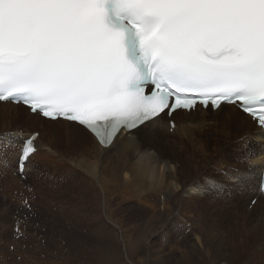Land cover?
<instances>
[{"label":"snow or ice","instance_id":"snow-or-ice-1","mask_svg":"<svg viewBox=\"0 0 264 264\" xmlns=\"http://www.w3.org/2000/svg\"><path fill=\"white\" fill-rule=\"evenodd\" d=\"M7 101L82 126L104 148L198 105L238 104L264 129V0H0ZM39 135L2 134L5 147L20 141L21 176ZM252 167L264 177V163Z\"/></svg>","mask_w":264,"mask_h":264},{"label":"bare ground","instance_id":"bare-ground-1","mask_svg":"<svg viewBox=\"0 0 264 264\" xmlns=\"http://www.w3.org/2000/svg\"><path fill=\"white\" fill-rule=\"evenodd\" d=\"M174 118L177 121V127L173 132H171L166 127L168 123L167 116L162 115V118L158 121V126H153L151 124L146 126H141L131 134L119 135L117 139L114 141L113 146L109 148H104L100 146L97 143V140L82 126H79L75 123H69L64 120L52 121V120L44 119L37 114H30L27 108H25L22 105H15L8 102H0V122L3 121L4 124L12 123L13 121L22 119L21 121L18 122L19 125L21 123H26L27 127H33L35 124L37 125V123L41 122L42 130L38 138L40 150L42 151L46 150L45 157L47 159L48 158L54 159V161L51 162L52 164L58 163V164H54L55 168H57L56 172H58V174L62 176L65 174L66 177L70 179L69 183H65L68 184L69 188L72 187L71 189H73L74 186L78 191H80L79 193L87 194V192H89L92 194L90 195L91 198L87 199L85 202L90 201V203L92 204V208L90 207L89 208L92 210L91 213H93L94 218H98V216H102V215H100L101 196L99 195V193H96L97 190L95 191L94 186L93 187L91 186V180L93 178L96 179L97 181L116 180L115 183L116 186H122V185L125 186L126 183H130L135 180H138L140 184L139 187H141L138 188L141 192L145 193L147 189L150 191V193H148L146 197L144 196L146 201L149 198L152 199V197L158 198L156 202L154 201L155 203L153 204L150 203L151 204L150 207L152 206V208H147L146 206L144 207V212H146V210L148 209L150 211L148 217L142 222L144 229H142L143 227L141 228V230L139 228L140 233L138 237L139 239L140 238L141 239L140 240L136 239L135 241V238L137 237L126 236L128 237V241L126 240L124 241L125 243L128 242L126 244V252L124 251L125 254H127L126 262L121 261V259H123L122 256L124 257L123 254L124 252L122 253L119 247H117L115 259L119 264H132L131 262L133 261L131 260V262H129L130 259L134 255L139 253L141 254L143 253V256L145 257V261L146 260L148 261L146 263H143L144 259L142 256L141 263L148 264L150 259H152L153 256L156 255L155 254L156 252L154 250L149 249L151 247V245L149 244V241L151 240L150 237L160 232L159 231L160 228L164 224L168 223L169 220H170L169 224L171 225H179V226L185 225L187 222L191 221V219L185 218V216H181L177 214L179 211L182 210L188 211V210L196 209L195 206H193V204H197L200 201H202V203L198 207V210H200L203 204L206 203L211 204L214 197H217L219 195L221 199L214 200V202L217 204L226 202L227 198L224 197L225 194H230L234 196L238 195L239 197H241L242 194L245 193V191L249 193H257L255 196H257L259 200L251 210L256 209L260 214L259 215L257 214L255 216L256 220H254V222L252 220L253 216L251 213L250 216L245 215V220L246 221L252 220V222L250 227L248 228L246 226L247 223H244L245 226L242 225V230H240L241 231L240 233H242L243 235L246 234V236L250 238L252 237V235H254L255 237L257 235H260V233H263L264 236V198L261 196L259 191L260 172L257 171L254 167H252V165L254 164L258 165L260 163H263L264 161V151H261L262 149L261 137L262 135H264V132L258 126H256V124L251 120L249 116L242 114L239 110L235 109V107L231 105H225L219 111L200 110V109L190 113L184 111H178L174 115ZM0 131H3L2 133H0V146H3L7 143L2 139V134L5 132L15 131L19 135L28 136L37 130H34L32 132L27 131L28 133H25V131H22L18 126L15 128H11V127L7 128L6 126L4 129H0ZM12 146H15L17 149L14 160L16 161L17 170H18V152L20 147V141H15L13 145H10V147ZM40 150L33 157L32 160L37 158V155H39V153L41 154L42 151ZM0 161L1 163L4 162L2 160ZM89 163H94L97 166V173L95 175L90 174L89 171L82 166L84 164H89ZM62 167L65 169L66 167H68L69 172H66L65 169H62ZM70 177L76 180V183L73 182V180ZM13 178L15 180H19V176L18 177L13 176ZM59 179L61 180V178ZM63 179L64 177H62V180ZM122 182H124L125 184ZM61 186L63 187V184H61ZM43 187L39 189V194H40L39 201L44 203L47 202V196H45V194L42 191ZM59 187H57L55 191L54 190L52 191L51 188L50 190L51 192L57 194L59 193L57 191ZM112 187L115 188V186ZM80 188L81 190H79ZM206 189L210 190L213 196L209 197L202 194L203 190ZM112 190H113L112 188H108L107 191L110 192ZM71 192L73 193L75 192V190H71L70 192L68 191L69 198L71 196L73 197V195H71ZM129 192H131V190ZM51 196L49 195L52 201L53 197L51 198ZM255 196H253V198H255ZM162 198L165 199L164 201L165 204H162V202L159 203V200L160 199L162 200ZM253 198H251V200ZM251 200L248 202L246 206L247 209L249 208L248 205L250 204ZM58 202H60V200ZM187 203L189 204L188 207H187ZM62 204H63V210L61 212L63 213L64 211H67L66 209H68L69 213H67L68 216L66 219L60 220L61 222L59 221L65 227L64 230H60V234L66 233L68 235V238L70 239V235H69L70 227L68 228V226H70V224L73 225V223H77V224L81 223V220L78 219L79 216L78 212H80L81 210L85 211L86 209L84 207H79V201L76 200L73 201V204L71 201L70 203L71 205L65 206L67 204L66 202L64 203L62 202ZM160 205H162L163 207L162 206L160 207ZM114 206L115 203H110L109 206H106L108 208L106 210V212L108 213L107 218L110 222L114 223L116 227L119 228L120 225H122L120 221L122 222L123 220L117 221L115 219L114 211H115V207L118 205H116L115 207ZM133 207L134 206H131L132 209ZM158 207H160L159 210H157ZM251 210H249L248 212H250ZM20 211L22 215L26 213L25 210H20ZM230 212L235 213V210L232 208L230 209ZM26 218L31 222V224L33 223L36 224V219L37 221L39 219L38 217H35L33 214L28 215V217ZM146 228H149L147 233L145 232ZM214 232L212 236L210 231L206 232L204 230L202 231L203 236H197L198 240L203 241L201 243L200 242L198 243L200 245L203 244V246H205V248L207 249L205 256L208 259L209 264H236L233 261V256L231 257L227 252L228 248L225 247V245L228 243H226L227 241L223 240V237L226 235L224 234L219 235V233L217 235L216 232L215 233ZM54 233L55 232H53V234ZM108 235L111 234L108 233ZM105 237L103 240H105ZM86 239L87 238L84 236V234L82 236L79 235V237H77V239L75 240L71 239L72 245L68 246L67 252L64 250V246L63 245L61 246L65 253L64 264H87L86 261L88 260H86V258L88 259V255L86 252L87 249ZM107 239L109 238L107 237ZM142 239H144L145 243H143V245L141 246L140 244H142L143 241ZM120 240H122V238ZM110 241L111 240H109V242ZM35 242H33L34 245ZM43 242H45V240ZM144 244H146V246H144ZM108 245H106V247ZM236 245L237 244H235V247ZM112 246L113 245H111V247ZM40 250L41 248H39L38 245H35V247L33 248V252L36 254H39ZM94 250L97 251L98 249H94ZM42 251L45 254V256H47L43 248ZM106 254L108 255V253ZM117 254L120 256L116 258ZM92 255H90V257ZM94 256L95 259H98L97 255L94 254ZM55 257L56 256H54V258ZM149 257L151 258L149 259ZM257 258L259 260L260 256L247 257L245 259V263H238V264H256L254 263V260ZM111 259L113 258H110L109 256L106 258V260L105 259L104 260L107 261V264H111ZM55 260L57 261V258ZM102 262H100V264ZM163 262L164 260L158 263L163 264ZM94 263H97V261ZM45 264L47 263L45 262ZM56 264H60V263L57 261Z\"/></svg>","mask_w":264,"mask_h":264},{"label":"rangeland","instance_id":"rangeland-1","mask_svg":"<svg viewBox=\"0 0 264 264\" xmlns=\"http://www.w3.org/2000/svg\"><path fill=\"white\" fill-rule=\"evenodd\" d=\"M21 120L22 119H18L17 121H13L12 123H8V124H4L2 121V122H0L1 123L0 127H2L0 129H4L6 126H7V128L8 127L9 128L10 127L15 128L18 126L22 131H25V133L32 132L34 130L41 132V130H42L41 122L37 123V125L35 124L33 127H27L26 123H21L20 125L18 124V122ZM2 132L3 131H0V133H2ZM11 132H15V131H11ZM40 151H42V150H40ZM16 152H17V149L15 146H12V147H10V146L5 147L4 145L0 146V160L4 161L3 163H1V161H0V252H1L0 253V264H45V262L47 264H49V263L50 264H56L57 261L60 264H64V262H65L64 250L67 252L68 246L72 245L71 241L77 239V237H79V235L82 236L83 234L87 238L86 239V248H87L86 252L88 255V259L86 258V260L89 261V262L86 261L87 264H89V263L90 264H92V263L93 264H100V262H102V259H103V262L101 264H103V263L107 264V261H105V260L109 256H110V258L114 259V260L111 259V264H113V263L119 264V263H117V261L115 259L116 249H117V247H119V249L122 253L124 251L126 252V244L128 243V242L127 243L124 242L125 240L128 241V237H126V236L137 237V238H135V241H136V239L137 240L141 239V238L139 239L138 236H139L141 228L143 227L142 222H143V220H145L148 217L149 211H150L148 209V210H146V212H144V207L146 206L147 208H152V206L150 207V205H151L150 203H152V204L155 203L158 198L152 197V199L149 198L146 201L145 197L148 193H150V191L147 189L145 193L141 192L139 190V188H141V187H139L140 184H139L138 180H135V181L130 182V183H126L127 185L124 182H122L125 184V186H123V185L122 186H116L115 185L116 180L97 181L96 179L93 178L91 180V186L92 187L94 186L95 191L97 190L96 193H99V195L101 196V200H100L101 212H100V215H102V216H98V218H94L93 213H91L92 210L90 209V208H92V204L90 203V201L85 202L87 199L91 198L90 195H92V194L89 192H87V194L79 193L80 191H78L73 185H72L73 189H71L72 187L69 188L68 184H65V183H69L70 179H68L65 174L62 176V175H59L58 172H56L57 168H55L54 164H58V163L52 164L51 162H53L54 159L53 158L47 159L45 157L46 150H43L41 152V154L39 153V155H37V158L32 160V164L28 168L29 171L26 173L25 179L19 173L17 174V165H16V161L14 160ZM9 153H10V155H9ZM47 161H49V162H47ZM60 163H59V165H60ZM188 163H187V165H188ZM52 166H54V167H52ZM62 169H65V168L62 167ZM52 170H54V171H52ZM60 170H61V168H60ZM65 171L69 172V168L66 167ZM13 176L14 177L19 176V180H15L13 178ZM62 177H64L63 180H62ZM59 178H61V180ZM70 178L73 180V182L76 183V180H74L72 177H70ZM20 180H22V181H20ZM29 183H31V185ZM61 184H63V187L61 186ZM65 185L67 188L65 187ZM128 185H129V187H128ZM41 186L42 187L44 186L42 191L45 194V196H47V202H44V203L39 201V198H40L39 189L42 188ZM47 186H49V187H47ZM59 186H61V187H59ZM112 186H115L116 189ZM57 187H59V189H57V191L59 193L55 194V193L51 192L50 188L52 189V191L53 190L55 191V189ZM108 188H112L114 191L112 190L109 192V191H107ZM71 190H75V192H73V193L71 192V195H73V197L71 196L69 198L68 191L70 192ZM79 190H81V188ZM130 190H131V192H129ZM134 191H135V193H134ZM137 191H139V192H137ZM105 192H106V194H105ZM26 193H27V195H26ZM137 193H139V194H137ZM245 193H243L241 197H239L238 195L234 196V195H230V194H225L224 197L227 198V200L225 199L226 202L217 204L214 202V200L221 199V197L219 195L217 197H214L211 204H207V203L203 204V206L200 210H198V207L202 203V201H200L197 204H193V206H195L196 209H192V210H188V211H185V210L179 211L177 214H179L181 216H185V218H190L191 221L187 222L185 225L179 226V225L169 224V222H170V220H169L168 223L164 224L160 228V230H159L160 232L156 233L157 235L154 234L152 237H150L151 240L149 241V244L151 245V247L149 249L154 250L156 252L155 254L158 256L155 255V256H153L152 259H150L152 256L149 257L150 261L148 264H153V263L157 264L158 262H160L162 260H164L163 264H209L208 259L205 256L207 249L205 248V246H203V244L200 245L198 243V242L201 243L203 241L198 240V237H197V236H203L202 231H204V230L206 232L210 231L212 236H213L214 231L216 232L217 235H218V233H219V235H221V234L226 235V236L222 235L225 237V238L223 237V240L227 241L226 243L229 244V246H228V244H226L225 247L228 248L227 252L229 253V255L231 257L233 256V261L236 264L245 263V259L247 257H256V256H258V257L260 256V258H259V260H258V258L255 259L256 261L254 260V263L264 264V251H263L264 250V236H263V233H260V235H257L255 237H254V235H252L251 238L247 237L246 234L243 235L242 233H240L241 232L240 230H242V225L245 226L244 223H247L246 224L247 228L250 227L252 220H253V222H254V220H256L255 216L257 214L258 215L260 214V213H258V211L256 209L251 210L252 208H250L249 205H248V207H249L248 209L246 207L248 202L251 200V198H253V196H255L257 193H249L247 191H245ZM202 194L209 196V197L213 196L211 194L210 190H207V189L203 190ZM49 195L50 196L52 195L51 196V198L53 197L52 201H51ZM66 197H67V199H66ZM255 197H257V196H255ZM127 199H129V200H127ZM57 200L58 201L60 200V202H58ZM74 200L79 201V207H84L86 210L85 211L81 210L82 213H81V211L78 212V214H79L78 219L81 220V223H78V224L73 223V225L70 224V226H68V228L70 227L69 228L70 239H69L68 235L66 233L60 234V230L65 229L63 224L60 223L61 222L60 220L66 219L68 216L67 213H69L68 209H66L67 211H64L63 213L61 212L63 210L62 202L63 203L66 202L67 204L65 206H67V205H71L70 204L71 201L73 204ZM162 200L160 199L159 203L162 202V204H165L164 203L165 199L162 198ZM25 201H28L30 208L25 205V203H24ZM50 202H51V204H50ZM105 203H106V205H105ZM110 203H115V206L116 205L119 206V208H118V206H116V207L114 206L115 207V211H114L115 215L114 214L113 215L117 221L123 220L122 222L120 221V223H122V225H120V227H122V228L116 227V225L114 223L110 222L107 218L108 213L106 212V210L108 208L106 206H109ZM51 206H53V207H51ZM131 206H134L133 209L131 208ZM161 206L162 205H160V207ZM188 206H189V204L187 203V207ZM138 207H139V209H138ZM160 207H158L157 210H159ZM232 208L235 210V213L230 212V209H232ZM20 210H25L26 213L22 215ZM249 210H251V211L248 212ZM39 212H41V213H39ZM105 212H106V215H105ZM80 213H81V215H80ZM88 213H90V214H88ZM250 213L252 214L253 219L246 221L245 215L250 216L251 215ZM31 214H33L35 217L39 218L38 221L36 219V224H34V223L31 224V222L26 218V217H28V215H31ZM135 216H137V217H135ZM39 221H40V223H39ZM104 223H106V224H104ZM87 225H89V226H87ZM17 226H19L21 232L23 233L22 237H20V238H14L16 235ZM136 228L138 230L140 228V230L138 231ZM142 229H144V227ZM82 230H83V232H82ZM127 230H128V232H127ZM148 230H149V228H146L145 232L147 233ZM98 231H100V232H98ZM53 232H55V233L53 234ZM111 232H113V233H111ZM108 233H110L111 235H108ZM216 234H214V235H216ZM24 235H26V236H24ZM105 235H106V237H105ZM63 236H64V238H63ZM61 237H62V239H61ZM104 237H105V240L107 239V237L109 239H107L105 241V240H103ZM67 238H68V240H67ZM121 238H122V240H120ZM43 239L45 240V242H43L44 241ZM101 240H102V242H101ZM109 240H111V241L109 242ZM142 240H143L142 244H140L141 246L143 245V243H145L144 239H142ZM228 240H229V242H228ZM104 241H105V243H104ZM33 242H35V245H38V247L41 248V250L39 251V254H36L33 252V248L35 247ZM67 243H68V245H67ZM116 243H117V245H116ZM110 244L113 245L115 248L113 246L111 247ZM235 244H237L236 247H235ZM12 245H16L14 251L11 250ZM62 245L64 246V250L61 247ZM106 245H108L110 248L108 246L106 247ZM5 246H6V248H5ZM144 246H146V244H144ZM42 248L45 250L47 256H49L50 258L45 256V254L42 251ZM101 248H102V250H101ZM94 249H98V250L96 251ZM110 249H111V251H110ZM51 251H53V252H51ZM105 252L108 253V255ZM125 252L123 253L124 257L122 256L123 259H121L122 262H126V259H127V256H126L127 254H125ZM150 252H151V250H150ZM230 252L233 254H231ZM94 254L97 255V258L99 260L95 259ZM111 254H112V256H111ZM90 255H92L94 257L91 256L92 257L91 258ZM54 256H56V257L54 258ZM119 256L120 255L117 254L116 258ZM134 256H133L134 259L132 257L129 262H131V260H132L133 261V262H131L132 264H142L141 258L143 256V253L142 254L139 253V254H136ZM18 257H20V259H18ZM56 258H57V261L55 260ZM44 259H46V260H44ZM143 259H144L143 263L148 262L147 260L145 261L144 256H143ZM43 261H44V263H43ZM92 261H94V262L97 261V263H94Z\"/></svg>","mask_w":264,"mask_h":264}]
</instances>
